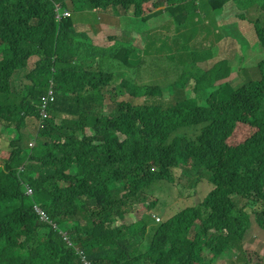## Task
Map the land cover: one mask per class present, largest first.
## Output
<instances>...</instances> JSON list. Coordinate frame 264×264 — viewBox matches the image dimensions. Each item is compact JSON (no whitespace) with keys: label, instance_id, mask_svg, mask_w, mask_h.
Wrapping results in <instances>:
<instances>
[{"label":"trees","instance_id":"16d2710c","mask_svg":"<svg viewBox=\"0 0 264 264\" xmlns=\"http://www.w3.org/2000/svg\"><path fill=\"white\" fill-rule=\"evenodd\" d=\"M229 2L249 16L264 48V0H0V264H214L219 253L242 249L252 215L264 231V59L259 80L235 84L228 77L239 68L221 60L209 81L190 73L181 89L166 87L175 97L150 101L159 62L126 57L128 49L140 55L133 33L150 38L168 16L185 29L198 7L218 19L211 40L243 37L241 15L222 16ZM255 4L252 15L246 9ZM57 5L73 14L58 20ZM90 10L98 23L117 18L124 38L90 42L74 24ZM229 20L239 21L237 35L220 34ZM32 56L37 69L27 73ZM142 67L144 85L136 82ZM11 75L27 82L13 92ZM50 84L55 101L45 104ZM116 88L129 100L107 109ZM68 145L80 148L75 160ZM177 171L206 179L207 193L179 191L184 207L173 211L168 199H153L161 222H146L139 204ZM237 259L247 262L243 251Z\"/></svg>","mask_w":264,"mask_h":264},{"label":"rangeland","instance_id":"374dc122","mask_svg":"<svg viewBox=\"0 0 264 264\" xmlns=\"http://www.w3.org/2000/svg\"><path fill=\"white\" fill-rule=\"evenodd\" d=\"M239 4L235 2H229L226 4L224 10H223V18H230L234 17L236 15H241L239 13L242 12V9L237 6ZM248 13L250 14H256L259 10V5L255 4L248 9H246ZM71 15L73 14L72 11ZM78 15H81V18H77L75 21V27L80 32H85L88 34L89 41L93 42L94 44H100L102 41H106L109 34H114L118 38H124V31L122 27H120V22H118V19H112L110 23L99 21L97 19V12L90 10L89 12L81 13L79 12ZM242 17V15H241ZM78 20V21H77ZM168 20L170 21V27L168 28L169 32L168 35L170 38H166L163 43V51L167 54H171L174 57L170 58L167 57L164 61L165 64V72L163 77V82L159 83V80L157 78L154 79V86H158L159 89L157 90V93L162 89L160 94H156L153 96L148 95L147 98L150 101H157L160 96L163 95L164 90H167L166 87L169 84H175L176 88L181 89L183 86V83H187L189 80V74L192 69H196L200 75V77L203 78L205 76V71H201L200 68H203L204 63H202V59L204 54L207 52L206 49H199L200 47V41L201 39L198 37V34L200 33L201 29H205L207 33L211 36L212 28L214 26V17L208 16L202 8L198 7L196 10H192L189 16L188 25L185 29H177L176 23L174 19H172V16H168ZM216 20L218 22V19L216 17ZM210 22V23H206ZM242 22L244 24V28L246 29V32H241L244 36L240 37L237 36L236 39L224 41L219 50V56L214 58L215 60L224 58L225 67H229L230 61L232 60H238V63H233L234 66L238 67L239 70L237 73L234 70L233 74H231L230 79L234 80L236 77L237 80L234 82L235 84L239 81V77L241 81L246 83L250 80H259L261 78L260 76V70L259 67L262 64V59H264V48L262 45L257 43L254 37L252 35H255L254 31L255 29L252 26V23L249 21V16L247 15L246 18L243 19ZM117 24H119L120 30L117 28ZM239 24V21H231L229 20V24H220L219 23V30L220 34H226V35H237L238 29L237 26ZM116 25V26H115ZM216 23V27H217ZM115 26L114 28H112ZM250 29V30H248ZM140 36L144 37V35L140 32ZM134 39L133 41H137V33H133ZM84 41H88V39H83ZM1 43V39H0ZM169 43V44H168ZM128 46V44H127ZM37 61L38 57L33 56L30 58L27 66V70L29 72L34 71L37 69ZM147 68V66H145ZM244 74H241V72ZM226 79L224 82H227ZM23 79V80H21ZM206 79L209 81L210 77ZM20 81L27 82L26 78H19L14 77L11 75L9 85L11 88V91L14 92V89L18 87V84ZM136 82L140 85L145 84L144 79V70L143 67L136 73ZM192 81H189V84H191ZM32 84V83H29ZM125 86H128L127 81H123L122 83ZM214 86H218V83ZM50 89L53 90L54 95L51 97L55 98V91L53 89V85L50 84ZM119 88V87H118ZM118 88L115 89L114 95L107 96L106 98V108L108 107V104H110L113 101L117 102H125L129 100L130 95L126 93V95L118 94ZM192 86L188 87L189 90H192ZM210 92L212 91V88L209 86ZM168 91V90H167ZM151 93V92H150ZM170 92L168 91V94ZM146 98V96H145ZM145 98L142 97V102H146ZM163 100L165 98L161 97ZM1 99V97H0ZM200 104L202 106L205 105V101L202 99L200 101ZM169 106V105H168ZM162 110L167 107V105L162 106ZM108 109V108H107ZM108 114V113H107ZM30 121V120H29ZM31 122V121H30ZM34 123V121H33ZM32 125V122L30 123ZM93 128V125H92ZM33 127H31L30 130H32ZM92 132V131H91ZM90 133V131H88ZM95 133L94 129L93 132ZM59 136V135H57ZM56 136V137H57ZM0 137H6L3 136V134L0 135ZM120 140L123 141L125 139V136H119ZM69 147L66 148L64 151L66 153V156H68L71 159H76L78 157L80 148L75 145H68ZM5 154V152H2ZM40 167L37 172L42 173L43 168ZM36 168V167H35ZM35 170V169H34ZM70 172H75L73 168H70ZM198 178V176H196ZM205 179V178H202ZM206 180V179H205ZM197 181L195 182V174H188L187 176H183L180 172H175V180L173 182H165L163 185V189L156 190V193L153 195H150L149 197H146L148 199V202L145 204H139V207L136 211L137 214L140 215H147L148 213H153V210L150 208L153 199H168L169 205L171 207V211L175 210L177 207L180 209L184 206V200L183 197H177V193L179 191H183L184 193L187 191L190 192H197L198 196H204L209 186L204 181ZM28 193H32V189L35 187V185L32 183H28ZM116 193L121 195L124 192L123 187L119 184L116 186ZM27 189V187H26ZM49 189V188H48ZM201 197V199H202ZM191 205V204H188ZM182 206V207H181ZM187 206V205H186ZM163 214H165V211H162V209H159ZM151 217H146V222H150L152 220ZM251 226L246 232L243 240L241 241V247L242 249L239 250H227L224 253H219L216 256V260L214 264H229V261H233L235 264L240 263L237 257L240 254V251H243L246 257L247 262L246 264H264V231L261 230L258 226V224L255 222L254 215L251 216ZM216 252V250H215Z\"/></svg>","mask_w":264,"mask_h":264},{"label":"clouds","instance_id":"9594fccd","mask_svg":"<svg viewBox=\"0 0 264 264\" xmlns=\"http://www.w3.org/2000/svg\"><path fill=\"white\" fill-rule=\"evenodd\" d=\"M57 6L58 7L56 9V16H57L58 20H60L62 17H67L70 15V12L67 9H62L60 5H57ZM167 15H172V14H171V12H164L163 13V17H166ZM206 23H210V22H206ZM216 23H217L216 15L214 14V26L212 28L211 36L207 33V31L205 29H202V32L200 33L201 41H200L199 49H206L207 50V52L204 54L203 59H202L203 60L202 63H204V66H203V68H200L201 71H205V76H203V77H210L209 70L213 66V63H215L216 61H221V60L224 61L223 60L224 58L214 61V58L219 56V50H220V46L222 44V43L215 42V41L210 39L212 36H215L214 29L216 27ZM170 26H171L170 22L159 21L156 29L151 32L150 38H148L141 31H136L138 39L136 42H134L132 40V43L139 48L140 55H138L134 50H131V49H128L126 52V57L128 59L134 58L135 60H137L138 58H140V59H142V61L145 60L147 62H152V61L159 62L161 69H162V71L160 73H158L157 77H156L159 80V83L163 82V77H164V72H165V64H164L165 59L167 57H170V58L174 57L173 55L167 54L163 51L164 40L166 38H170V36L168 35V32H169L168 28ZM140 32L144 35V37L139 35ZM230 63L231 64L238 63V60H232V61H230ZM224 66H225V62H224ZM238 68H239V66H238ZM190 73L196 74L197 77H200V75L196 69H192ZM190 76L191 75L189 74V77ZM161 91H162V89H160L158 94H160ZM52 95H54L53 90L48 88L47 93L42 97L45 104L48 101H51V102L55 101V98L51 97ZM160 97L165 98V100H170L175 96L172 95L171 93L168 94V92H166L164 90L163 95ZM113 103H114V101L112 102V104ZM39 109H40V116L42 118H44L48 115V111H44L40 107V105H39ZM31 146H34V142L31 143ZM98 147H100V146L98 145ZM86 148H87V146L85 147L84 152H85ZM31 192H33V189ZM142 204H145V201ZM34 208L39 215L41 213L38 211V209H41L42 211H44V213H46V211L39 204H34ZM41 215H43V214H41ZM148 216L149 217L152 216V218H153L152 220L156 224L161 222L160 215L154 211H153V213H148Z\"/></svg>","mask_w":264,"mask_h":264},{"label":"built area","instance_id":"2783aa9c","mask_svg":"<svg viewBox=\"0 0 264 264\" xmlns=\"http://www.w3.org/2000/svg\"><path fill=\"white\" fill-rule=\"evenodd\" d=\"M38 211L41 213V214H45L44 211H42L41 209H38ZM86 264H89L88 262H86Z\"/></svg>","mask_w":264,"mask_h":264}]
</instances>
